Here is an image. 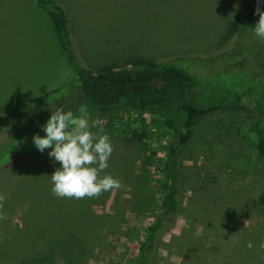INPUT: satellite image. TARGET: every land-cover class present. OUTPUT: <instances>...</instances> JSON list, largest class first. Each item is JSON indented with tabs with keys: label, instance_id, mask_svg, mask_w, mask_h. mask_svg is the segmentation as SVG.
Segmentation results:
<instances>
[{
	"label": "rangeland",
	"instance_id": "1",
	"mask_svg": "<svg viewBox=\"0 0 264 264\" xmlns=\"http://www.w3.org/2000/svg\"><path fill=\"white\" fill-rule=\"evenodd\" d=\"M56 3L68 17L79 64L91 72L133 60L170 59L220 80L252 79L264 69V40L251 30L232 36L228 30L238 17H259L255 9L264 11V3L257 0ZM72 82L47 12L36 0H0V142L23 130L39 131L57 107L73 111L83 95ZM54 89L61 91L52 102H34ZM254 116L246 102L242 109L194 121L179 150L175 225L153 264H264V212L257 203L264 158L250 132ZM100 125L89 121L90 131L107 134L113 149L100 175L119 180L118 189L91 198L54 196L50 176L60 165L49 158L51 149L0 170V264H17L30 243L41 252L54 249L58 239L87 227L88 213L94 220L82 236L84 264H133L144 229L158 212L156 163L164 140L147 115H121L109 129ZM132 131L147 135L137 140ZM30 217L35 229L28 228L31 235L23 238Z\"/></svg>",
	"mask_w": 264,
	"mask_h": 264
},
{
	"label": "trees",
	"instance_id": "2",
	"mask_svg": "<svg viewBox=\"0 0 264 264\" xmlns=\"http://www.w3.org/2000/svg\"><path fill=\"white\" fill-rule=\"evenodd\" d=\"M36 5L46 11L52 20L73 77L72 88L83 95L72 111L74 115H79L78 109L83 107L88 113V120L101 122L102 125L98 127L103 129L112 128L121 115H147L150 124L162 134V156L156 163L158 212L144 229L133 258V264H153L163 238L170 234L175 225L181 181L179 150L189 140L198 117L216 111L239 110L246 102L250 103L255 114L250 132L255 150L264 158V69L252 79L220 80L207 73L193 74L183 68L179 60L170 59L152 62L133 60L117 68L108 66L91 72L78 62L64 7L56 0H36ZM258 20L259 17L253 16L238 17L229 24V33L232 36L253 31L252 27ZM59 91L61 89L51 90L34 102L45 106L54 100ZM40 131L35 128L23 130L2 140L0 170L9 169L28 157L40 154L32 143L33 135ZM131 134L137 140H142L147 132L132 131ZM257 203L264 212V188L257 196ZM7 206L11 207L12 204ZM88 219L86 228L58 239L54 249L41 252L30 243L28 251L17 259V264H84L87 252L82 236L91 229L94 220L89 213ZM24 224L27 225L26 230L35 229L31 217ZM25 229L21 228V231ZM29 230L23 233V238L31 235Z\"/></svg>",
	"mask_w": 264,
	"mask_h": 264
},
{
	"label": "clouds",
	"instance_id": "3",
	"mask_svg": "<svg viewBox=\"0 0 264 264\" xmlns=\"http://www.w3.org/2000/svg\"><path fill=\"white\" fill-rule=\"evenodd\" d=\"M255 14L259 15V20L252 27L253 33L264 40V11L257 7ZM78 111L80 114L74 115L71 110L57 107L41 126L44 135L32 137L35 149L41 153L51 149L47 153L49 158L60 165L50 176L51 192L59 198H91L121 186L111 175H100L108 167L113 151L109 136L90 131L86 109L81 107ZM261 247L264 248V243Z\"/></svg>",
	"mask_w": 264,
	"mask_h": 264
}]
</instances>
